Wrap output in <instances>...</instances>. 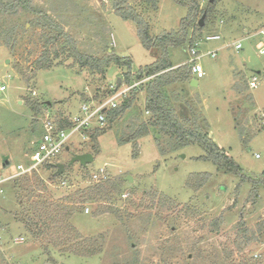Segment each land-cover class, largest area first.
Masks as SVG:
<instances>
[{
    "label": "rangeland",
    "instance_id": "rangeland-1",
    "mask_svg": "<svg viewBox=\"0 0 264 264\" xmlns=\"http://www.w3.org/2000/svg\"><path fill=\"white\" fill-rule=\"evenodd\" d=\"M15 1L0 0V4ZM21 1L20 14L0 20V86L7 87L0 95L2 174L31 163L45 115L55 121L72 118L97 95L96 100L103 102L137 82L127 85L128 68L115 63L101 77L82 69L74 59L63 60L68 55L63 51L74 49L68 37L82 55L131 61V80H135L139 71L160 60L162 52L148 51L138 37L137 25L117 15L115 6L128 11L133 7L149 23L153 37L179 31L189 15V9L174 0H158L157 9L149 0H127L126 4L122 0ZM187 1L198 7L199 25L204 18L207 28L202 35L221 36L220 41L202 47L219 50L218 57L200 60L206 76L196 80L198 85L179 82L162 91L186 128L207 134L242 173H225L202 160L205 153L199 145L171 152L176 141L167 134L160 136L165 148L160 151L152 136L156 129L137 139L136 133L152 117L146 111V85L153 77H146L135 92L118 100L121 111L125 100L134 99L132 106L112 123L107 117L105 132L96 142L98 152L93 142L77 134L59 158L57 164L66 167L59 179L52 181L51 172L43 167L23 181L26 188L39 190V179H44L49 199L56 204L67 196L74 198L71 223L89 240L85 244L97 243L101 252L92 257L76 255L74 249L67 252L83 240H74L62 250L45 251L15 221L18 201L25 200L27 193L23 190L18 195L10 183L0 194V264H243L250 254L264 255V56L257 49L261 38L251 37L264 28V0ZM199 32L191 30L188 40L199 37ZM51 37L60 39L52 44ZM189 41L170 48L172 64L189 60L184 49ZM237 41H242V50L227 46ZM54 50L61 55L55 67L38 70V60ZM61 61L64 64L57 65ZM253 76L258 78L256 89L249 87ZM168 78L165 81L175 80L173 75ZM118 79L122 80L119 89ZM110 88L116 89L113 95L108 93ZM83 154H92L94 161L86 166L71 163ZM101 169H106V179L92 182V175ZM206 174L210 178L201 189H190L191 179L196 185ZM245 231L252 239L246 248L241 245ZM20 237L25 242L16 244ZM259 264H264V258Z\"/></svg>",
    "mask_w": 264,
    "mask_h": 264
},
{
    "label": "trees",
    "instance_id": "trees-1",
    "mask_svg": "<svg viewBox=\"0 0 264 264\" xmlns=\"http://www.w3.org/2000/svg\"><path fill=\"white\" fill-rule=\"evenodd\" d=\"M151 5L157 9V1L158 0H149ZM178 5L189 9V15L182 20L180 30L172 33H165L159 37H153L150 33L149 23L141 17L137 11L130 7V10H125L122 6L116 5L117 15H119L125 21H132L137 25V33L140 41L143 46L151 51L153 49H160L162 54L161 58L155 64H151L147 66L145 69H142L137 73L135 80H131L133 75L131 73V61L127 63H123L122 59L119 57H108L107 59L101 60L93 56L82 55L77 49L75 42L68 37L70 44L74 47L73 52L65 49L63 52L68 54L66 59H74L76 64H78L82 69L87 70L90 74H97L101 77L106 75L107 69L113 63L118 66H123L128 68V72L125 76V83L127 85H132L133 81L141 82L146 77H153L149 83L146 85V89L148 91L147 102H146V111L149 114H152L149 122H145L144 125L140 128V130L136 133V138L140 139L145 136H150L152 133V129H156L157 131L153 134V138L155 139L157 146L160 151H164L165 148H162L160 143V136L162 134H167L174 140V144L171 145V152H177L181 149H184L190 145H199L205 155L201 158L202 160L212 162L219 171H224L225 173H235L240 175L242 173V169L237 163L234 161L232 157H230L227 152L220 148L217 144H215L207 134L200 132L198 129L190 130L186 128V125L183 124L176 116V113L172 110L173 108L170 105L167 97L165 96L162 88L171 86L176 83H187L190 84L193 81V76L191 74V68L188 65H181L177 69H174L175 66L170 61L169 50L173 47H180L185 45L187 41H189V35L191 30L197 29L200 31L199 33L202 35L204 33V29L206 26L202 28L197 22L198 15V7L187 0H174ZM122 3L126 4L127 0H122ZM22 1L18 0L10 3L9 5L0 4V20L3 17H16L20 14ZM199 34V37L201 36ZM197 38V37H195ZM190 37L189 43L195 39ZM60 38L59 37H51V42L56 43ZM188 43V45H189ZM53 56V60H51ZM61 55L58 51L54 50L53 52L46 53L42 59H39L37 64L38 70H50L55 67V61L60 60ZM64 64V61H61L57 65ZM161 73H164L160 75ZM179 74H183L180 78ZM174 76L175 80L173 81H165L166 78H170ZM168 78V79H169ZM178 78V79H177ZM160 81V82H159ZM142 85V84H141ZM145 86V85H144ZM142 86V87H144ZM100 91L101 88H98ZM133 91V90H132ZM135 88L134 91L135 92ZM108 93L113 95L114 90L111 88L108 90ZM96 98H99L97 95ZM92 99L95 102L97 100ZM122 111L120 108L114 109L108 113V119L112 123L114 120L118 118L121 112H125L132 104L134 103V99L128 100L124 102ZM60 125L64 127L68 123V119H64V117H60L58 120ZM105 132L101 129H96L90 134V142H93V148L95 152H98L97 140L98 137ZM96 143V144H95ZM57 163L45 165L44 168L46 171L51 172L50 179L55 181L59 179L61 176L57 175ZM201 179H197L198 182L196 185L193 183L192 179L189 181L190 189L194 191H198L207 183L210 178V175H201ZM244 180H247L246 178ZM25 181H28L27 177H23L17 179L14 182V187L16 189L17 194L19 195V191H25L27 193L26 197L24 196L18 201L17 212H15L14 219L17 223L21 224L24 227V231L26 235L33 241L38 242L45 249V251L49 252L51 248L62 250L69 246L71 243L75 242L74 240L80 241L83 240V243H78L77 248L71 247L67 252L75 253L79 256L92 257L101 252V246L99 244H95L97 246L95 249L91 244H85L89 240H84L82 235L76 231L74 226L72 225V217L76 212V208L71 206L74 202V198L67 196L63 203L56 204L54 201L49 198V190L48 185L44 179H39L41 189L37 190L35 188H26ZM98 189V187H89L88 190ZM94 200L86 199V201ZM98 200V199H96ZM75 204L74 206H76ZM113 212V210H112ZM113 214V213H112ZM243 234L241 245L249 246L252 239L247 236L248 231H245ZM241 236H239L240 238ZM244 248L242 250H244ZM74 249V251H73ZM73 251V252H72ZM77 253H76V252ZM248 258V262H244L243 264H255L258 262L262 263L264 255H260L258 260L254 258V254H250Z\"/></svg>",
    "mask_w": 264,
    "mask_h": 264
},
{
    "label": "built area",
    "instance_id": "built-area-1",
    "mask_svg": "<svg viewBox=\"0 0 264 264\" xmlns=\"http://www.w3.org/2000/svg\"><path fill=\"white\" fill-rule=\"evenodd\" d=\"M221 24H223V22ZM256 36L261 38L257 44V49L259 54L264 56V28L251 35V37ZM220 40L221 36L219 34L201 35L193 39L189 45L186 46L189 60L184 65L190 66L191 74L195 80H201L206 76L200 60L205 57H210L212 59L218 57L219 50L206 51L203 50V45L205 43L217 42ZM227 46L233 47L235 51L243 49L242 41H237ZM142 83L143 81L136 82L132 86L125 87V89L103 102H95L92 100L90 103H84L76 116L72 118L64 117V119H68V123L64 127L60 125V122L45 115L42 119V138L30 157L31 163L28 166H17V171L12 174H2L0 172V194L4 193V187L7 184L14 183L17 179L37 173L45 165L58 163L61 154L69 150L71 141L77 134L87 141L90 140V134L96 129L104 130L108 113L119 107L118 100L127 97L131 90L137 88ZM258 84L257 76H253L249 81V87L251 89H256ZM6 90L7 87L5 85L0 86V95ZM33 95H36V92H34ZM106 176V169H101L92 175V182H100L106 179ZM65 184L66 183L63 182V185ZM85 212L89 214L90 210L86 209ZM24 242L25 239L23 237L15 240L16 244H22ZM259 257L260 255H255V258Z\"/></svg>",
    "mask_w": 264,
    "mask_h": 264
},
{
    "label": "water",
    "instance_id": "water-1",
    "mask_svg": "<svg viewBox=\"0 0 264 264\" xmlns=\"http://www.w3.org/2000/svg\"><path fill=\"white\" fill-rule=\"evenodd\" d=\"M200 26L204 27V18L200 21ZM186 49V47L184 48ZM122 80L118 79L116 88L119 89L121 87ZM192 85H198V82L196 80L192 81ZM94 161V156L92 154H83V155H76L71 163L74 164L76 162H79L81 165L86 166L89 163H92ZM58 171L57 175H63L65 173L66 167L63 164H57L56 165ZM132 179V178H131Z\"/></svg>",
    "mask_w": 264,
    "mask_h": 264
},
{
    "label": "crops",
    "instance_id": "crops-1",
    "mask_svg": "<svg viewBox=\"0 0 264 264\" xmlns=\"http://www.w3.org/2000/svg\"><path fill=\"white\" fill-rule=\"evenodd\" d=\"M175 67H179L181 66L182 64H173ZM236 76L235 77V81H237V74H235ZM198 82V81H197ZM6 165H9L8 161L5 162Z\"/></svg>",
    "mask_w": 264,
    "mask_h": 264
}]
</instances>
